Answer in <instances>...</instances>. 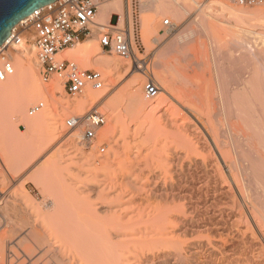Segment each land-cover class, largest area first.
Wrapping results in <instances>:
<instances>
[{
    "label": "bare ground",
    "instance_id": "bare-ground-1",
    "mask_svg": "<svg viewBox=\"0 0 264 264\" xmlns=\"http://www.w3.org/2000/svg\"><path fill=\"white\" fill-rule=\"evenodd\" d=\"M188 1L196 2L142 1L146 13L142 21L143 39L147 46L154 36L156 40L164 38L158 30L163 16L181 24L187 16L191 17L193 3L189 2L190 6ZM215 2L225 11L227 19L205 13L208 21L198 20L201 29L181 38L180 50L172 47L176 54L168 62L167 71L177 77L172 78L165 71L162 75L157 73L162 84L155 102L146 101L139 76L145 72L137 69L133 70L137 76L126 83L123 92L108 102L113 115L119 116L124 95L126 108L132 114L150 116V133L165 136V153L161 156L166 170L160 173L130 163L126 181L122 180L126 189L104 184L102 187L97 184L99 180L87 181L85 189L56 190L53 195L49 192L53 199L43 205L36 204L24 192L10 201L12 196L9 198L2 191L3 214L0 213L4 218V214L9 217L8 232L14 235L9 237L7 232L2 235L1 248L11 250L13 264H264V239L258 234L260 230L264 237L261 211L264 210V174L261 173L264 159L260 162L264 153L260 155L263 151L259 149L264 150V11L238 8L228 0ZM125 7L123 0L103 4L97 19L116 25L113 15H119L121 25ZM221 28L232 34L231 39L220 36ZM30 37L33 40L35 33ZM207 41L212 49L211 59L206 51ZM27 42L25 37L17 50L7 54L11 62L14 60L15 74L0 80V125L3 124L0 137L13 135L12 116L20 97L36 91L45 95L51 89L65 86L57 80L47 86L43 84L33 54L36 43L30 47ZM229 42L231 47L225 53L222 43ZM69 49L87 66L104 69L112 81L114 76L121 79L120 73L131 67L129 59L126 62L120 56L102 55L95 39L85 38ZM13 52H16L14 58ZM74 57L70 55V59ZM3 61L0 56V63ZM92 90L88 88L82 99L66 100L67 106H63L85 114L99 103L104 91ZM5 104L13 110L4 111ZM57 110L49 118L51 126L49 121V125L45 123L50 126L48 135L38 137L35 143L34 157L46 147L45 142H52L64 133L62 114ZM195 114L199 115L197 120ZM43 123H37L38 133L44 128ZM111 130L99 131V138L109 139ZM70 136L75 146L91 147L83 141V132H72ZM134 140L135 145L142 141L140 137ZM11 145L14 155H24L22 148ZM118 148L116 141L114 149ZM147 150L145 160L156 153L154 150L158 151ZM52 161L50 167L55 163ZM259 162L263 163L262 167ZM49 208L51 212L46 210Z\"/></svg>",
    "mask_w": 264,
    "mask_h": 264
},
{
    "label": "rangeland",
    "instance_id": "rangeland-1",
    "mask_svg": "<svg viewBox=\"0 0 264 264\" xmlns=\"http://www.w3.org/2000/svg\"><path fill=\"white\" fill-rule=\"evenodd\" d=\"M123 1L125 2L126 7H125L124 15H123L124 17L123 23L119 25V27L128 29V27L130 26V31H131V34L133 35L132 43H133L134 50L136 54L139 56V58H141L142 60L139 61L138 63H134L129 59L131 67L126 72L120 73V74H123V77H121V79L114 76L113 77L114 82H113L110 79L109 75H107V72L104 69L95 67L93 65L91 67L89 65L87 66L86 64H84L83 61L79 58V56L77 54L76 55L73 54V51L69 49L75 46L76 44L62 51L59 56L61 58L70 59V55H73L75 57L71 60L76 61L80 65V67L100 70L106 77V85H105L106 88L105 87L103 88L104 91L103 90H95V91L92 90L93 92L103 91V94H104V95L102 94V97L99 103H97V105L93 106L92 108H99V111L105 112L107 115L106 123L97 130V139L94 145L88 148L82 144L75 146V144L70 138L71 137L70 133L76 132V131L83 132L82 130L83 128L82 127L70 128L66 126L65 124V120L68 117H70L73 114L81 113L77 111V109L75 110L74 107L72 108L65 107L67 106L65 105L66 100L69 101V99L70 100L82 99L85 97L86 92L83 96H79V97L72 96L67 92L65 86L63 89H62V86H60L61 88L59 87L60 88L59 90H58V87L57 89H54V90L51 89L52 91L51 90L48 91L47 94L45 95H41L39 92L36 91V92L29 93L27 96L20 97L18 106L15 107V112L13 113V116H12V121L13 123H15L14 130L12 133L13 135H11L13 140L11 139V137L9 138L10 135L4 136L3 134V136L1 135L0 137V195L2 194L1 192L4 191L5 194H7L9 198L12 196L9 199L10 201L12 200L14 201V199H17L18 195L20 198L23 194L22 192H24L25 194L27 193L25 196H27L28 198H30L29 196H31L30 199L33 200L34 202L36 201L35 202L36 204L38 203L39 205V202H40V204L43 205L48 200H50L49 202H51V200L53 199L51 198V196L50 197L48 196L49 192L51 195H53L52 194L53 191H56V190H58L59 192H63V190H67V189H82V188L85 189V186L87 185V183H89L90 181H91L90 183H93L92 181H94L95 183L96 181L98 182V180H99V183L96 182L97 184H100V185L104 184V186H109V187L112 186V188L114 189L115 188L120 189L126 185V184L125 185L123 184L122 180L124 179V182L126 181L125 178L128 174L127 170H129L127 169V167L130 166V163H134L140 168H145V167L150 168V169L152 168L160 173L166 170L165 162L162 159L163 156H161V154L163 155V153H165V149L163 148L164 143H166L165 138H164L165 136L162 133L160 135L159 133L157 135L150 133L151 132L150 130H152L150 116L148 114H143V116L146 117L145 118L141 115H136L134 113L132 114L129 108H126L128 107L127 102H126L127 97L124 95H123V99L120 105L121 113L119 112L120 115L119 116L117 115L118 117L113 115V111L111 108H109L108 102L112 100L115 96H117L118 93H121L123 89H125L123 87L126 86V83L130 79H132L134 76H137L136 73H133V70H136V69L138 71L145 72L144 75H139V76H142L141 84L143 88V93H144V85L147 81V78L150 76H152L156 80L159 88L161 89L162 79L159 77L157 73L161 74L163 71H165V74L168 76H172V78L174 75L172 71H169V72L167 71L168 62L172 60L173 56L176 54V52L173 51L172 47H176V49L180 50V47L178 46L179 40H181V38L184 39L185 36L190 34L192 30L201 29V27L198 25V20L208 21V18L205 17L204 15L205 13H209V14L211 13L212 15L216 17L220 16L218 17L220 19H227V16H226L225 11L221 8V6L218 3L215 2V0H196V2H199V4H197L195 1L194 2L188 1V5H190V3H193V4L195 3L194 6L193 4H191L192 6L190 5L192 7V9L190 7L191 17L187 16L188 19H186V21L184 23L182 22L181 24V22L175 23L173 18L170 16H163L159 22L160 28L158 27V30L161 33V35L164 36V38H160L156 40L155 36L154 37L151 36L153 37V39L151 38L149 46H147L143 39L142 21H143V16L146 14L145 11L143 10V3H142L143 0H123ZM228 2L229 4L233 6H236L238 8H243L249 11H259L260 9L264 11V4L253 5V6H240L236 4L235 2H233L232 0H228ZM201 4L202 6L199 8V5ZM195 5H196V8H195ZM163 19H170V21L174 25L173 28L169 29L165 27ZM253 23L257 25V22H253ZM219 24L222 25L221 23ZM258 26L259 25H257L256 27ZM28 30L25 31L24 36L28 38L27 46L31 47V45L35 43L34 40L36 37L32 40L30 36H32V34L35 33L34 29L28 28ZM220 30H221L220 36H223L222 38L224 40L231 39L232 37L231 33H228L224 28H221ZM86 39H95L96 46L99 48V51L101 52L102 55H105V56L115 55L119 58V55H117V53H115L114 51H108L104 49L101 46L99 42V38L97 36H93V37L86 38ZM208 42L209 41H207L206 51H208L210 55V59H211L212 49L210 48L211 47L210 42L209 43ZM222 46L224 47L222 48L223 50H225V53H227L228 49L231 47V43L229 42L228 44H224V45L222 43ZM13 54L15 55L16 52L12 53V57H13ZM33 54H34V57L37 58V48L35 49V52H33ZM121 58L122 57H120L119 59ZM122 60L125 61L126 59L122 58ZM37 62H38V59H37ZM126 62H128V59ZM37 64H38L36 65V70L38 71L37 74L39 73L38 75L41 78L44 85L46 84L47 86L51 84L52 81L55 82L56 80L59 81L60 85L61 84L64 85L63 80L58 75H53L48 80L44 79L42 67L40 66L39 63ZM210 66L211 68L213 67L212 61H210ZM225 66L228 68L227 64ZM175 79L177 80L178 78H175ZM145 99L146 101L148 102L151 101L153 103L155 102L157 97L153 99H147L145 97ZM39 102H44L43 109L33 115H30L29 114L30 108ZM61 105L62 106L65 105V106L62 107ZM24 107H25V110L22 111ZM4 108H5L4 111L13 110V107L10 108V105L7 106V104H5ZM92 108H90L89 110H91ZM56 109L61 111L60 113L62 114V123H64L63 126L65 127L63 131L64 133H62V135L58 139L52 142L51 141H48L49 143L45 142L46 147H44L45 146V143H44L43 145L44 148H42L43 150L38 152L37 157H34L33 153L35 151V143L37 139L48 135L49 127L51 126V121H49V118L51 119L50 116L52 115L53 112L55 113ZM165 109L166 108H163V110ZM89 110H87V112ZM135 116L138 118H136ZM198 117L199 115L195 114L194 119L197 120ZM113 118L116 120H114ZM39 121L41 123L43 121L44 122L43 125L47 123L48 121L50 122L49 127H47V125L45 124V126L48 128V131H46L47 128L43 126L44 128L41 130L40 133H38L40 131L39 129H37V127L39 128V126H37V123ZM40 125H41L40 127H42V124ZM204 125H205V122L203 121L201 126L203 127ZM106 128L112 129L110 138L109 139L99 138L100 137L99 131L106 129ZM0 129L3 130V124L0 125ZM207 131H209V128H207ZM147 134H149V136ZM67 136L68 137L70 136V137L68 138ZM139 137L142 139V141L140 142L139 145L137 144L138 145L137 146L135 145L136 142L134 139L139 138ZM116 141L119 144V148L117 149L118 152L116 151V149H114V144L116 143ZM10 143H14L16 146H19V149L22 148L21 150L24 151V155H21V153L19 156L14 155V153H12L13 147L12 145L10 146ZM128 143L130 144L128 145ZM171 144L172 143H169V145ZM58 145L61 150L57 147ZM101 145L105 147V152L103 153L99 152V148ZM139 147L141 150L138 149ZM146 148L151 149L150 151L156 148L161 153L154 150L156 153L151 155L148 160L146 159L148 161L147 162L145 160V157L149 151L148 150L146 151ZM262 148L261 147L259 148L263 151V152H260V155L264 153V150ZM80 149L82 151L86 150V152L81 153V151L79 152ZM144 150L145 152H143ZM87 151L89 152V154ZM130 152H134V155L130 156L129 155ZM138 154H142V155L139 156ZM88 155L90 156L88 157ZM154 155H156V157H154ZM261 157L263 158H261L262 160L260 162H263L264 154ZM52 159H54V161H52ZM57 159L59 162L57 161ZM50 160L52 162H55L51 164L52 165L51 167H50V163H51ZM132 160L134 162H132ZM106 161L109 164L106 163ZM260 162H259V165L260 167H262L263 163L261 164ZM57 164H59L58 167H57ZM53 165H55L56 167ZM262 168L264 171V166ZM263 171L261 170L262 176L264 174ZM117 181L119 184L117 183ZM118 185L119 187H117ZM104 186L102 185V187ZM259 186H256V187L259 188ZM124 189H126V187H124ZM259 189L257 190V192L260 193L261 189L260 190ZM13 191H14V194H13ZM43 196H46V197H43ZM46 210L47 211L50 210L49 212H51L52 209L49 208ZM261 211L264 216V210H261ZM1 213L3 214V212ZM1 213H0V221H1L0 222V236L2 235L4 236L6 232L9 235V237L13 236L14 233H11L12 231L8 232L9 224L7 225V223L9 221L8 219L9 217H7L4 214L5 216L4 218ZM261 220L263 221V218H261ZM3 231H4V234L2 233ZM259 231H258V234L260 238L264 239L263 234L260 233ZM3 236L0 239V264H13L11 250L5 247L4 249L5 251H4L1 248ZM14 238L15 236L12 238V240Z\"/></svg>",
    "mask_w": 264,
    "mask_h": 264
},
{
    "label": "built area",
    "instance_id": "built-area-1",
    "mask_svg": "<svg viewBox=\"0 0 264 264\" xmlns=\"http://www.w3.org/2000/svg\"><path fill=\"white\" fill-rule=\"evenodd\" d=\"M117 0H57L37 9L29 18L12 30L10 36L0 47V80H5L15 74V65L7 55L15 51L23 43L24 33L28 28L35 32L38 63L42 67L44 79L48 80L53 75H58L65 85L67 92L72 96H82L88 88L101 90L106 85V77L100 70L82 68L71 59L61 58L60 53L69 46L79 41L96 35L101 46L114 51L124 59L138 63L142 59L136 54L131 37L130 26L128 29L120 28L119 15H113L114 24L102 23L97 19L99 8L106 3ZM240 6L262 5L264 0H232ZM164 26L173 28L170 19H166ZM156 80L150 76L144 85L147 99H153L159 93ZM44 107V102H39L30 108L29 114L33 115ZM107 121L105 112L99 108H92L85 114H73L65 120L70 128L82 127L83 141L91 147L97 139V130ZM99 152H105V147L100 146Z\"/></svg>",
    "mask_w": 264,
    "mask_h": 264
},
{
    "label": "water",
    "instance_id": "water-1",
    "mask_svg": "<svg viewBox=\"0 0 264 264\" xmlns=\"http://www.w3.org/2000/svg\"><path fill=\"white\" fill-rule=\"evenodd\" d=\"M55 1L57 0H0V47L19 21Z\"/></svg>",
    "mask_w": 264,
    "mask_h": 264
}]
</instances>
